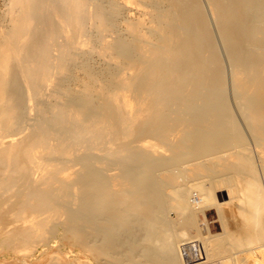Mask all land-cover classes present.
<instances>
[{
    "label": "bare ground",
    "instance_id": "obj_1",
    "mask_svg": "<svg viewBox=\"0 0 264 264\" xmlns=\"http://www.w3.org/2000/svg\"><path fill=\"white\" fill-rule=\"evenodd\" d=\"M121 1L137 6L141 0ZM196 1L138 5L146 11L141 8L143 18L129 22V45L121 38L105 42L110 15L100 7L90 11L86 0L10 1L9 31L0 33V244L14 250L26 243L44 244L51 230L62 225L80 243L88 264H264V219L259 223L264 190L258 186L252 197H242L236 182L232 186L231 173L238 167L242 171L247 156L228 111L220 59L209 55L214 44L207 19L189 17L199 9ZM208 3L235 65L231 86L236 104L264 150V0ZM89 20L101 31V55L114 66L110 72L106 67L103 82L96 79L100 73L85 71L88 85L82 86L96 94L95 108L89 106L92 99L90 104L83 98L64 102L50 87H56L54 74L64 78L71 70L67 51L90 45L82 38ZM61 33L70 35L61 44L54 42L58 57H51L54 48L43 38ZM60 78L58 87L66 83V77ZM24 117L31 122L24 124ZM104 126L110 132L101 141L111 146L109 156L119 158L110 167L99 154L97 132ZM72 135L78 144L63 142ZM54 139L61 140L50 143ZM189 158L187 168L181 162ZM248 160L245 167L256 168ZM180 163L191 181L211 177L189 184L171 172ZM262 163V172L255 170L264 175V158ZM231 203L236 207L230 212L228 206L234 222L229 231L220 224L226 221L220 210ZM215 223L221 227L213 235Z\"/></svg>",
    "mask_w": 264,
    "mask_h": 264
},
{
    "label": "rangeland",
    "instance_id": "obj_2",
    "mask_svg": "<svg viewBox=\"0 0 264 264\" xmlns=\"http://www.w3.org/2000/svg\"><path fill=\"white\" fill-rule=\"evenodd\" d=\"M10 1L11 0H0V33H6L7 31H9V27H10V22H9V20H10V17H11V13H10ZM135 1H137V0H135ZM140 1V0H139ZM142 1V0H141ZM139 2L140 4H138V3H136V5L138 6V5H142V3L144 4V2H146V1H148L149 2V0H145L144 2ZM196 1V0H195ZM198 1V2H197ZM196 1V4L198 3V7L197 8H199L198 10H196L195 12L194 11H192V13L189 15V17L192 19V21H193V19L194 20H199L198 18H202L201 16H205L204 18H206L207 19V28H208V32L211 34H209V37L211 38V41H212V43L214 44H212L213 46L211 47V49L212 50H214V52H211V50H208L210 53H209V55H215L216 57H217V59H220V60H218L219 62H221L220 63V69H221V72H222V76H223V79H225V80H223L224 81V83H225V85H224V90H225V92H226V94H225V99L227 100H225L226 101V103H227V106H229L228 107V111L230 110L231 111V116L233 115V117L235 118V119H233L234 120V122L236 123L235 125H236V128H239L238 129V131H239V133H241L240 135L242 136V138H243V141H244V157L245 156H247V158H245L246 159V161H247V159H249L250 158V161L248 160V164L250 165V166H252V165H256V168L254 167V166H252V168L251 169H253V170H249L248 169V167H245V165L247 164V162L246 161H244L245 159H243V160H241V162L243 163H245L246 162V164L244 165V163L243 164H241V169H242V171L240 170V167H238L237 169H236V171L237 172H234L235 174H236V176H238V177H236L235 176V174L232 172L231 174H232V176H230V179H231V183H233V182H236L235 183V186L237 185V186H239V187H236L237 189L236 190H238V191H240L239 193L240 194H242V197H247V196H250V197H252L253 195H251V193L252 194H254L255 192H256V189H255V187L257 188L258 186H262L263 187V184H264V175H262L261 173H260V167L262 166L263 167V163H262V160H263V158H264V155H262V154H264V150H263V147L261 146V144H258V142L257 141H255V139H254V137H253V133H252V130H250L251 128L249 127V125H248V121H247V119L245 118V116L242 114L243 113V108H242V106H241V108H239V106H237V105H239L238 103L236 104V101H237V98H235V95H234V91L232 90L233 89V86H231L232 84V74H233V66H235L234 64H232V60H231V58L230 57H228L229 55H227L228 54V49H225V47L227 46V45H225L226 43H224V42H222L223 40L221 39L222 37V35H221V32H219V22H220V20L217 18H215L213 15V13H212V11H211V8H210V6H209V3H208V0H197ZM111 2V3H110ZM151 2V1H150ZM86 3H87V9H90V11L93 9L94 10V8L96 7H100L99 9H101L102 10V12H104L107 16H109L110 15V17H106V15L104 14H102V16H103V18H104V16L106 17L105 19H107V20H109L110 21V24H108L107 25V28L109 29V28H111V29H109V31H107L106 32V36L103 34L102 36H101V38L102 37H104L105 36V42H112V41H114L115 39H120L121 38V40L123 39V41L126 43V44H128V43H130L131 44V40H132V38H131V40H130V36H128V35H130V34H127V33H129L128 31V29H127V26H128V24H129V22H132L133 20L134 21H137L136 19L140 16V12H141V8H143V10L144 11H146L145 9H144V7H139L138 6V9L136 8L137 6H135V5H133V4H135V2L132 4V5H130V4H125L124 3V1H121V0H86ZM114 3V5H112ZM116 3V4H115ZM147 3V2H146ZM144 4V6L145 7H148L149 5L148 4H150V3H148V4ZM93 4V5H92ZM101 5V6H100ZM117 5V6H116ZM112 6H116L115 8H116V11H115V8L114 7H112ZM101 7H103V9L101 8ZM114 8V9H113ZM118 9V10H117ZM146 9H148V8H146ZM149 10H150V7H149ZM116 12V13H115ZM141 15H142V13H141ZM143 16V15H142ZM113 17V18H112ZM109 18V19H108ZM140 18V17H139ZM143 18V17H142ZM142 18H140V19H142ZM190 19V20H191ZM111 20H112V23L114 24V26H113V24L111 23ZM90 21V20H89ZM89 21H86L87 23L85 24V36L84 37H82L83 39H87L86 41L87 42H89L90 43V45H88V46H74V48L72 47V50H70L69 49V51H67V54L69 53L70 55H72V57H71V59L69 58V56H67L68 58L67 59H70V60H67V63H70V64H67V66L69 67V69H71V70H69V73L67 72V75L66 76H64V78H63V75L62 74H54V76L52 77V82H53V84L55 83V86L56 87H53L52 85L50 86L51 88H53V90H55V91H58V92H56L57 93V95H55L56 93H54V95H55V97H59V96H61L62 97V100H64V102L67 100V101H71V100H77V99H82V101L84 100V102H86V104H87V102L88 101H86V100H90L88 103L90 104L91 103V99L93 100L92 101V103L89 105V106H91L92 107V104H93V102L95 101V99H97V96H96V94H93L92 92H90L91 94H92V96L90 95V97L88 96V94H90L89 93V91L90 90H87L88 89V87L87 88H83V86H82V84L84 83V87L86 86V85H88V83H87V79H86V77H87V72L85 73V71H89V69L88 68H90V69H92L91 71H89V72H92L93 71V73H100V75H102V73L104 72V74H105V76H103L102 77V80H100V75H97L96 76V74H94L95 76V78L97 79V80H99L100 82H103V78H104V80H105V77L107 78V72L109 71H112L111 69L114 67H112L111 68V65H112V62H110L109 63V59H108V56H106V55H101V52L99 51V49L102 47L101 46V39H99L100 37V34H101V31H99L100 29H97L96 27L98 26H96L95 24H96V22L94 21V23L93 22H89ZM108 21V22H109ZM91 23V24H90ZM93 24V25H92ZM116 24V25H115ZM32 26H30L31 27V29L29 30V32L30 33H32V32H34L35 31V27L34 26H36L35 25V22H34V24L32 23L31 24ZM88 25H90V26H88ZM110 25H112V27L110 26ZM143 26H142V28H143V30H144V28H145V30L147 29V21L146 20H144L143 21V24H142ZM145 25H146V27H145ZM94 26V27H93ZM109 26V27H108ZM116 26V27H115ZM90 29H89V28ZM97 29V30H96ZM108 29H106V30H108ZM114 29V30H113ZM34 30V31H33ZM100 32V34H98L99 32ZM96 32V33H95ZM8 33V32H7ZM88 33V34H87ZM115 35H114V34ZM66 33H64V35H63V33H61V34H57V36L54 38V37H52V36H50V35H48V37L49 38H47V35L43 38L44 39V41L45 42H47V43H45V45L46 44H48L49 46H50V48L52 47V48H54V45H56V44H61V43H63L65 40V38L64 37H66V36H69L70 34L68 33V34H66ZM109 34V35H108ZM62 35V36H61ZM221 35V36H220ZM97 36V37H96ZM51 37V38H50ZM62 37V38H61ZM89 37V38H88ZM92 37V38H91ZM67 38V37H66ZM107 39V40H106ZM125 39V40H124ZM60 40V41H59ZM98 42H97V41ZM103 40V41H104ZM126 40H128V41H126ZM43 41V42H44ZM59 41V43H57ZM92 41V42H91ZM152 41H154V40H152ZM151 41V43L152 44H154L156 41H154V42H152ZM56 44H55V43ZM61 42V43H60ZM100 42V43H99ZM128 42V43H127ZM100 44V45H99ZM48 45H46L47 47H49ZM53 45V46H52ZM92 45V46H91ZM102 45H103V42H102ZM129 45V44H128ZM225 45V46H224ZM88 47H90V48H88ZM214 47V48H213ZM91 49V50H90ZM94 49V50H93ZM98 50V51H97ZM51 51L52 52H50V55H52L51 57H53V55H54V58L55 57H58V55H56L55 56V54H58L57 53V51L55 50V48L52 50L51 49ZM55 51V52H54ZM99 52V53H98ZM53 53V54H52ZM72 53V54H71ZM100 54V55H99ZM205 54H208V52H206ZM218 55V56H217ZM107 57V58H106ZM112 59V60H111ZM115 59V58H114ZM231 61H230V60ZM110 60L111 61H114L113 62V64L115 63V60H113V58H110ZM12 63L13 62H11V65H12ZM108 66V68H109V70L106 72V67ZM12 67H14V66H12ZM67 67V68H68ZM86 68L88 69V70H86ZM107 68V69H108ZM105 70V71H104ZM232 71V72H231ZM14 72V71H13ZM106 72V73H105ZM109 72H108V74H109ZM129 73V72H128ZM131 73V72H130ZM71 74V75H70ZM85 74H86V76H85ZM103 74V75H104ZM62 77V79H65V77H66V85L65 84H63L62 83V86L61 87H58L57 86V84H58V82H59V79L61 80V78L60 77ZM71 76V77H70ZM84 77V78H83ZM68 78H70V79H68ZM55 79H58V81L57 80H55ZM85 79V80H84ZM57 81V82H56ZM62 81V80H61ZM106 81V80H105ZM85 83H86V85H85ZM52 84V83H51ZM64 85H65V87H64ZM62 87H63V89H62ZM66 87H67V89H68V87H69V91L66 89ZM57 88V89H56ZM82 89H86L87 90V93H86V90H85V92H84V90L82 91ZM65 90V91H64ZM66 90H67V93H66ZM70 90H71V92H70ZM54 91V92H55ZM81 91H82V94H80L81 93ZM62 93V94H61ZM68 93L70 94H73L72 96H71V94H70V96H67L68 95ZM79 93V96L78 97H76L77 96V94ZM64 94V95H63ZM76 94V95H75ZM86 95V96H85ZM88 96V97H87ZM94 96H96V98L94 97ZM55 97H53V99L55 100ZM73 97H75V99L73 98ZM94 99H93V98ZM66 98H70V99H66ZM66 99V100H65ZM61 99H59V101H60ZM61 103H63V101H60ZM95 102H98V103H96V105L97 106H99V101H95ZM238 102V101H237ZM95 105V104H94ZM94 105H93V107L92 108H95L94 107ZM236 105V106H235ZM96 106V107H97ZM97 109V108H96ZM230 111H229V113H230ZM239 114V115H238ZM244 117H243V116ZM241 117V118H240ZM31 118V117H30ZM21 121L23 120V122H24V124H26V123H28V122H31V121H29L26 117H24V118H22V119H20ZM31 120V119H30ZM27 121V122H26ZM246 123H247V125H246ZM245 129H244V128ZM247 127H249V128H247ZM103 128V129H102ZM100 130H99V133L97 132V134L100 136V139L98 140L99 142H100V144H99V149H103V148H105V151L103 152V150L101 151H99V152H102V153H99V152H97V155H98V153L100 154V157L102 158V162H103V164H106V165H109V166H107V167H110L111 166V164L112 165H114V163H116V160L117 159H119L118 158V156H109L108 155V153H109V151H110V148H111V146H109L108 147V144L106 143V141H101V139L103 140H105L106 139V137H107V134L110 132V129H109V127L107 128V127H102ZM107 129H109V130H107ZM105 132V133H104ZM77 132H75L74 133V136H75V134H76ZM104 136H103V135ZM73 135L69 138V137H67V138H69V139H63V142L65 141V140H68L69 141V143H75V144H78L79 142H80V140H77V139H74L75 137H74ZM106 136V137H105ZM74 137V138H73ZM103 137V138H102ZM72 138V139H71ZM56 140H58L57 142H59L61 139H54V140H52V142H50V143H55L56 142ZM75 140V141H74ZM253 141H255V143L253 142ZM56 142V143H57ZM82 142H84V143H86V141L85 140H83ZM257 142V143H256ZM103 144V145H102ZM256 144L258 145V146H256ZM245 146H247V147H245ZM255 146V147H254ZM258 147H260V149L262 148V150H260L261 152V154H259L260 155V157L258 158V156H257V149H258ZM107 148V149H106ZM108 148H109V150H108ZM236 148V147H235ZM234 148V149H235ZM245 148H247L246 149V151H245ZM241 150V149H239L238 147L236 148V150ZM248 151V152H247ZM240 152H242V151H240ZM249 153V154H247V153ZM258 152H259V150H258ZM106 153V154H105ZM240 154H243V153H240ZM247 154V155H246ZM112 155V154H111ZM239 155V154H238ZM250 155V156H249ZM263 156V158H261L262 156ZM103 156V157H102ZM242 157V155H239V157ZM252 156V157H251ZM254 156V157H253ZM189 157V156H188ZM188 157H186L185 156V158H188ZM258 158V160H256ZM260 158H261V160H260ZM191 159L192 158H189V159H187L186 160V162H184L183 163V161L181 162L183 165L185 164V165H187L188 167L187 168H189V166H190V162H191ZM183 160H185V159H183ZM222 160V159H221ZM107 161V162H106ZM225 161V160H224ZM223 161V162H224ZM255 161V162H254ZM258 161V162H257ZM189 162V163H188ZM240 162V163H241ZM252 162V163H251ZM262 163V165H260L259 166V164L258 163ZM179 164L178 166H174V168H173V166H171V172L172 173H174L175 172V176L177 175V173L179 174V176H182L183 177V179H187V181L186 180H183V179H180V178H182V177H179V176H177L176 178H177V181H179V179L180 180H182L184 183H182V181L180 182L182 185L183 184H190V183H193V182H200V180L201 181H204V182H202V183H206V180H208L207 178H209V177H211V176H208V175H206L205 174V176H203V177H200L198 180H193V181H191L192 180V178L190 177V175H188L187 176V172L185 171L187 168L185 167V166H181L182 164ZM222 163V162H221ZM240 163H238L237 165H239ZM251 163V164H250ZM254 163V164H253ZM257 166H259V167H257ZM182 167V168H181ZM185 167V168H184ZM254 167V168H253ZM180 168L181 169H185L184 171L182 170H180ZM243 168H244V170H243ZM176 171H175V170ZM178 169V170H177ZM248 170V172H249V174H248V172H246V170ZM255 169H259V170H255ZM238 170H240V173H239V171ZM262 170H263V168H262ZM245 173H244V172ZM258 173H256V172ZM179 172H181V173H179ZM184 172V173H183ZM251 172V173H250ZM262 172V171H261ZM186 173V174H185ZM247 173V174H246ZM254 173H256L259 177H258V179L257 180H259V182H258V184H257V181H256V177H255V175L252 177V176H250V175H252V174H254ZM262 175V177H260L261 175ZM170 174V173H169ZM242 174H244V175H242ZM264 174V173H263ZM171 175H173V174H171ZM235 177H234V176ZM244 176L246 177H249L247 180H249L250 181V183H248L247 182V180L244 178ZM178 177H179V179H178ZM206 177V178H205ZM250 177H252V178H250ZM232 178H233V180H232ZM235 178V179H234ZM255 178V179H254ZM259 178H262L263 179V181H261L262 179H259ZM246 180V183L244 182L245 180ZM251 179V180H250ZM237 180V181H236ZM252 180H254V183H251V182H253ZM185 181L186 182H188V183H185ZM243 182V183H242ZM239 183V184H238ZM256 183V184H255ZM262 183V184H261ZM180 184V185H181ZM240 184H241V186H240ZM247 184H249V185H247ZM250 184H252V185H250ZM244 185V186H243ZM234 188H235V186H234V183H233V185H232ZM253 188H252V187ZM251 187V188H250ZM262 187H258L257 189H259L262 193H263V190H264V187L262 188ZM239 188V189H238ZM245 188V189H244ZM240 189H242V192H241V190ZM250 189L251 190H253V192L252 191H250ZM255 190V191H254ZM247 191V192H246ZM248 193V194H247ZM250 193V194H249ZM223 199H225V198H222L221 200H223ZM232 204V205H231ZM231 204H229V205H226V207L225 206H222L223 208L220 210V213H221V216H224L225 218V222H224V220L222 219V223H220L221 224V226L222 225H224V226H226L227 227V225H228V229L227 230H229L230 228H232V226H233V224H234V222H233V219H232V217H230V212H231V209H232V212H233V209L236 207L235 206V204H233V203H231ZM230 207V212H229V210H228V208ZM232 206V207H231ZM234 207V208H233ZM225 208H227V210L225 209ZM175 212H173V211H171V213H170V217H172L173 219H175V217H176V215L174 214ZM225 213V214H224ZM262 215H264V212H262V213H259V223L261 222L260 220H262L263 221V219H264V217L262 216ZM228 216H229V218H228ZM213 217V216H212ZM231 219V220H230ZM227 220H228V222H227ZM219 223H215V227H214V229L211 231V233L214 235V234H217L218 232H220V230H219V227H221V226H219L218 225ZM177 225V224H176ZM180 227H178V228H182L181 227V224H178ZM177 225V226H178ZM231 225V227H229ZM219 226V227H218ZM224 226H222V227H224ZM226 227H224L225 229H226ZM259 228L260 229H262V227L259 225ZM188 229V228H187ZM185 229L187 232H189V233H193L192 232V229ZM233 229V228H232ZM232 229H230L229 231H231ZM218 230V231H217ZM179 231V230H178ZM178 231H176V233L178 232ZM216 231V232H215ZM73 233H71L68 229H66L64 226H62V225H56L52 230H51V234H50V237H49V240H48V242H46V243H44V244H39L38 245V243L37 242H35L36 244H31V243H26V244H23L22 246L24 247H22V246H20L19 248V252L17 251V250H14V249H11L9 246H7V245H2V244H0V264H42L43 262H49V261H52L53 263H55V264H88V262H87V260H86V254H85V252L82 250V247H81V245H80V243L79 242H77L76 240H74L73 239V235H72ZM261 241H264V240H261ZM255 244L254 245H252V246H255V245H258L260 242L258 241V243L257 242H254ZM37 245V246H36ZM33 246V247H32ZM22 248V249H21ZM16 249V248H15ZM14 262V263H13ZM91 264H94V263H92L91 262Z\"/></svg>",
    "mask_w": 264,
    "mask_h": 264
}]
</instances>
